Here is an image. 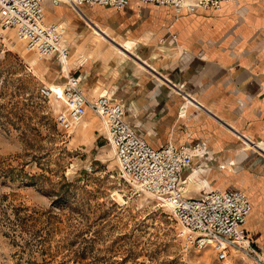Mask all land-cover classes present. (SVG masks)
I'll return each instance as SVG.
<instances>
[{
  "label": "crops",
  "instance_id": "crops-1",
  "mask_svg": "<svg viewBox=\"0 0 264 264\" xmlns=\"http://www.w3.org/2000/svg\"><path fill=\"white\" fill-rule=\"evenodd\" d=\"M44 13L62 23L69 52L65 64L48 58L47 84L61 89L79 76L88 99L121 103L155 149L200 143L201 158L183 172L186 189L245 192L253 206L246 233L264 256V0L195 13L136 2L78 12L48 1Z\"/></svg>",
  "mask_w": 264,
  "mask_h": 264
},
{
  "label": "rangeland",
  "instance_id": "rangeland-1",
  "mask_svg": "<svg viewBox=\"0 0 264 264\" xmlns=\"http://www.w3.org/2000/svg\"><path fill=\"white\" fill-rule=\"evenodd\" d=\"M47 60L0 31V264H261L187 248L170 211L120 173L93 112L61 131L62 102L39 95Z\"/></svg>",
  "mask_w": 264,
  "mask_h": 264
},
{
  "label": "built area",
  "instance_id": "built-area-1",
  "mask_svg": "<svg viewBox=\"0 0 264 264\" xmlns=\"http://www.w3.org/2000/svg\"><path fill=\"white\" fill-rule=\"evenodd\" d=\"M52 6H103L122 11L131 2L171 7L176 13L218 10L237 0H0V31L13 30L25 49L37 57L68 58L62 23L45 19L46 2ZM80 77L66 78L61 93L42 85L39 95L60 100L64 109L55 117L56 126L71 132L93 112L101 122L113 149L120 173L137 192L146 193L166 207L182 230L187 248L211 249L218 262L235 252L264 264L259 248L248 238L245 225L252 212L248 195L241 190H210L202 197H189L183 172L202 156L200 143L155 149L125 118V109L105 95L88 99L79 86Z\"/></svg>",
  "mask_w": 264,
  "mask_h": 264
},
{
  "label": "bare ground",
  "instance_id": "bare-ground-1",
  "mask_svg": "<svg viewBox=\"0 0 264 264\" xmlns=\"http://www.w3.org/2000/svg\"><path fill=\"white\" fill-rule=\"evenodd\" d=\"M74 9L76 10V11H78L79 12V7H77V6H75L74 7ZM3 31H5V30H3ZM105 36V35H104ZM120 47V46H119ZM120 48H122V47H120ZM129 52V51H128ZM129 53H131V52H129ZM32 57V56H31ZM41 58V57H40ZM42 58H46V59H48L49 57H42ZM68 60V58L67 59H65L64 61H62V63L63 64H65V62ZM31 61H34L33 62V64H35L36 63V60H35V58H32V60ZM64 85V84H63ZM51 86H53V87H50V88H52V89H54L55 91H57L58 93H61V91H62V89H63V86H62V88L61 89H58V88H54V87H57V84H53V83H51ZM182 93V92H181ZM181 95V94H180ZM61 102V101H60ZM82 123V122H81ZM79 125V124H78ZM84 127V126H83ZM87 127H88V125H87ZM86 130V129H85ZM84 133V132H83ZM238 135V134H237ZM239 137H241V136H239ZM243 140H245L243 137H241ZM246 141V140H245ZM251 146L252 147H254L256 150H258V151H262L261 149H260V147L259 146H257V145H252L251 144ZM112 151H113V149H112Z\"/></svg>",
  "mask_w": 264,
  "mask_h": 264
}]
</instances>
